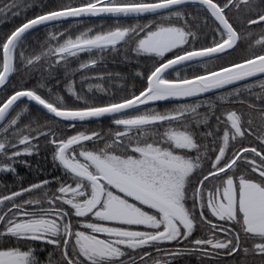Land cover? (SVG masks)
Returning a JSON list of instances; mask_svg holds the SVG:
<instances>
[{
  "label": "snow or ice",
  "instance_id": "1",
  "mask_svg": "<svg viewBox=\"0 0 264 264\" xmlns=\"http://www.w3.org/2000/svg\"><path fill=\"white\" fill-rule=\"evenodd\" d=\"M23 12L0 32V264H264V0ZM109 55L136 71L86 74Z\"/></svg>",
  "mask_w": 264,
  "mask_h": 264
},
{
  "label": "trees",
  "instance_id": "2",
  "mask_svg": "<svg viewBox=\"0 0 264 264\" xmlns=\"http://www.w3.org/2000/svg\"><path fill=\"white\" fill-rule=\"evenodd\" d=\"M7 2V0H0V4H3ZM69 0H21L22 3V15L21 17L13 18L10 15L7 17H0V32L10 31L15 26H19L20 23L23 22V9L27 8L26 15L28 18L33 17L36 14H40L42 10H44V7L51 8L54 7L58 3H67ZM28 5H32V7L28 8ZM71 25H75L77 21H71ZM114 23L112 20H105V19H87L83 21V24L87 27H95L99 28L102 24L103 25H111ZM69 24H65V27H69ZM82 30V29H81ZM258 31V29H256ZM34 35H38L41 40L44 38L45 35V29H40L38 33H35ZM37 51L39 49H36ZM83 59L87 60L88 57L84 56ZM74 67H78V65H74ZM107 70L108 73H120L121 75L129 76L132 72L136 71V69L130 65L123 62L121 56L115 57V62L112 60V56H108V62L106 64H102L97 67L95 72L86 73L90 75H96L100 72ZM77 79H79L77 77ZM93 84V87L95 88L96 85L103 84L105 87H109V85L115 84H123L124 81L122 80H114V81H91ZM84 88L87 87V85L83 86ZM78 91L81 90L80 87L77 89ZM259 91V89H257ZM62 95L65 93H61ZM99 94V93H97ZM219 114V113H218ZM28 161L32 165L31 168H25L23 165H19L17 167L18 173L24 177L25 184H27L28 181L35 182L37 179H43L46 176L53 173V167L51 163V156L50 153L46 150H41L39 155H33L31 157H27ZM37 169H40L43 173L41 175ZM0 181H3L4 183L12 184L15 181V177L12 174H6V175H0ZM190 264H195V259L193 258L190 262Z\"/></svg>",
  "mask_w": 264,
  "mask_h": 264
},
{
  "label": "water",
  "instance_id": "3",
  "mask_svg": "<svg viewBox=\"0 0 264 264\" xmlns=\"http://www.w3.org/2000/svg\"><path fill=\"white\" fill-rule=\"evenodd\" d=\"M91 19H96V20H97V19H101V18H91ZM85 20H87V19H85ZM41 29H42V28H41Z\"/></svg>",
  "mask_w": 264,
  "mask_h": 264
},
{
  "label": "flooded vegetation",
  "instance_id": "4",
  "mask_svg": "<svg viewBox=\"0 0 264 264\" xmlns=\"http://www.w3.org/2000/svg\"><path fill=\"white\" fill-rule=\"evenodd\" d=\"M255 31H257V30H255ZM259 31V30H258Z\"/></svg>",
  "mask_w": 264,
  "mask_h": 264
}]
</instances>
